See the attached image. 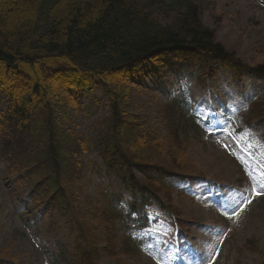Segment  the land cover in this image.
Listing matches in <instances>:
<instances>
[{"label": "rangeland", "instance_id": "1", "mask_svg": "<svg viewBox=\"0 0 264 264\" xmlns=\"http://www.w3.org/2000/svg\"><path fill=\"white\" fill-rule=\"evenodd\" d=\"M193 1L229 54L249 67L264 63V0ZM161 17L170 21L175 15ZM168 66L165 74L137 79L127 113L167 146L152 156V168L166 172L173 190L150 183L163 178L154 171H131L163 200L149 207L150 226L141 231L129 222L128 228L116 218L111 227L100 219L112 201L124 207L132 199L123 180L128 170L108 169L98 151L82 157L76 202L66 214L51 211L29 180L17 181L23 175L0 167V264H84V249L92 264L264 263V78ZM181 97L191 101L200 131L184 128L172 108ZM105 104L106 96L94 88L83 96L81 110L72 111L69 126L98 139ZM180 157L186 160L183 169L176 165ZM124 230L144 240L137 251L135 245L127 248Z\"/></svg>", "mask_w": 264, "mask_h": 264}, {"label": "trees", "instance_id": "2", "mask_svg": "<svg viewBox=\"0 0 264 264\" xmlns=\"http://www.w3.org/2000/svg\"><path fill=\"white\" fill-rule=\"evenodd\" d=\"M165 12L175 17L165 20ZM173 62L209 75L219 68L234 77L264 78V63L249 67L216 41L193 0H0V166L23 175L19 182L29 180L51 211L66 214L76 202L82 157L98 151L108 169L128 170L123 180L132 199L123 208L112 201L100 219L144 229L148 207L163 200L138 183L132 168L162 176L147 179L162 190L174 188L164 170L152 168V156L167 149L163 138L127 116L130 89L144 75L165 74L163 67ZM94 88L108 100L98 139L69 126L72 111L81 110ZM171 106L184 128L196 129L188 98L173 99ZM185 164L180 157L176 165ZM124 240L128 249L135 245ZM82 255L92 264L86 249Z\"/></svg>", "mask_w": 264, "mask_h": 264}, {"label": "snow or ice", "instance_id": "3", "mask_svg": "<svg viewBox=\"0 0 264 264\" xmlns=\"http://www.w3.org/2000/svg\"><path fill=\"white\" fill-rule=\"evenodd\" d=\"M259 194V193H258ZM249 203H250V201H248ZM244 206H246V205H244ZM241 210H243V208L241 207ZM238 214V213H237Z\"/></svg>", "mask_w": 264, "mask_h": 264}]
</instances>
